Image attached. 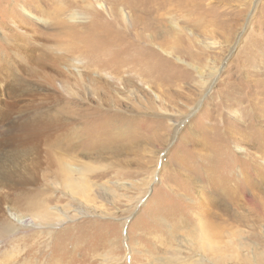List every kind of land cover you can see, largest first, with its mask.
Listing matches in <instances>:
<instances>
[{"label": "rangeland", "instance_id": "1", "mask_svg": "<svg viewBox=\"0 0 264 264\" xmlns=\"http://www.w3.org/2000/svg\"><path fill=\"white\" fill-rule=\"evenodd\" d=\"M71 1L0 0V129L14 113L48 111L67 124L72 163L92 168L82 175L88 193L77 195L39 176L50 222L19 210L0 182V264H156L176 251L190 264H215L173 227L194 228L198 213L216 205L214 221L240 232L226 252L236 259L225 264H264V248L247 234L252 224L236 218L246 209L235 215L224 194L242 198L264 185V0ZM58 2L75 18L62 16ZM113 6L126 29L147 37L145 29L156 30L154 43L126 44ZM90 26L107 41L94 37L101 56L92 70L74 39ZM166 27L189 41L168 44L178 36ZM14 135L0 133V165L30 174L25 162L36 155L9 148ZM45 161L38 164L47 176ZM256 229L264 241V228Z\"/></svg>", "mask_w": 264, "mask_h": 264}, {"label": "bare ground", "instance_id": "2", "mask_svg": "<svg viewBox=\"0 0 264 264\" xmlns=\"http://www.w3.org/2000/svg\"><path fill=\"white\" fill-rule=\"evenodd\" d=\"M58 3H59L58 7H60L59 11L61 12L62 16L70 17L72 19L75 18V14L71 13L69 8H66L60 2H58ZM89 3L91 4V2H89ZM121 3H120V0H118V1L116 0L114 5L115 6L120 5ZM60 5H62V6H60ZM56 6H57V4H56ZM115 6L111 7V10H112L111 15H112V19H114L111 21L112 22L115 21L114 22L115 25H116V23H118L120 25L121 28L119 29L120 30L119 33L122 35V39H123V41L126 42V44H129V45L135 47V46L139 45V43H141V44H142V42L146 43L145 42L146 39H147V44H150L151 42H153L152 38L154 37L153 35L155 34L156 30L153 33L152 30H149V29L144 30L143 29L145 32H150V31L152 32L147 37L146 35H144V33H142L140 30H136L134 27L132 29L129 26L128 27L129 29H126L125 28L126 25L118 20V17L120 16L118 14L119 9H116ZM54 9H55V7H54ZM88 10H90V8ZM59 11H57V12H59ZM134 19H133V21H134ZM61 21H62V24L68 26V24L65 23V21H63V20H61ZM133 21H131V23H133ZM55 23H57V25H58V22L55 21ZM157 25L160 26V24H157ZM96 26H90V28L88 29V31L86 33L87 34L86 36L85 35L80 36L79 34H77L74 37V39L77 42L81 43L80 47L77 49L80 50L82 55L87 56L89 58L88 68L90 70H92L91 69L92 64L94 63V61L96 59V55L101 56V54L99 53L100 51L99 52L97 51L96 46H95V48H94L95 50L93 52V45H94V41H95L94 37H100L99 39H102L101 41L105 40L104 36H101V33L99 31H97ZM166 28L167 29H164L165 33H167L169 35H172V34L175 35L177 33L178 38H175L173 40V43L168 42V44L169 43L174 44L173 47L178 45L179 43H182V42L186 43V41H189L185 32L182 29L177 31V30L169 28V27H166ZM73 29L70 30L71 33H74ZM76 41H75V43H76ZM168 44H167V46H168ZM91 47H92V50H91ZM97 47H98V45H97ZM97 52L100 55L96 54ZM98 59H99V57H98ZM95 66H97V65H95ZM79 78L82 79L81 74H80ZM50 109H51V107H50ZM30 113H32V115ZM30 113H29V116H26V117L24 116V114L20 115L19 113H14V115L11 117V120L9 121V122H11L10 125L6 126V124H5V126L3 127L5 129V131L3 129H0V133H6V134L8 133V135H11L14 133L20 134V136H17V135L12 136L11 137L12 139L10 141H6V143H7L8 147L11 149L16 148V147L25 149L26 150L24 153L25 156H28L29 153H33L36 155V157L34 158V160L32 161L31 164H28L27 162H25V164H27L29 166L31 172H30V174H28L25 171H20L18 169V167H16V166L3 168L0 165V182H1L2 189H5L7 184L8 185L10 184L9 185L11 188L10 191H13L12 193L8 192V194H10V196H11L10 200L13 201L14 205L16 207H18L19 210L20 209L22 211H31V210L36 211V210H38L39 213L36 214L34 216V218L40 219V220L45 221V222H50V221H53L54 218L50 212V206L48 205L49 200H48V198L45 197V195L47 194V191H49V190L48 189H44V190L41 189L42 187H46L48 185V183H46V182L41 183V182H43L46 179V177L50 176L54 180V182L55 181L61 182V184H63L65 189L69 188L71 190L72 194L77 195V194L88 193L89 186H88L87 177H84L82 175H84V173L89 174L92 171V168L86 167L82 171L81 168H78L75 166V162L72 163L73 159H75V158H73L74 157L73 154L76 153V149H75V147H73L74 145L72 146V142L69 139L70 137L65 133L67 130V124L62 123V122L59 125L55 124L54 119H50L48 117V115L52 116V113L50 115L49 112L45 111V110H43L41 112L40 110H38L36 108V109H33ZM43 114H45L46 117H44ZM6 127H8V128L6 129ZM1 140H3V139H1ZM44 156L46 158L45 163L47 164L48 169L50 168L48 173H47V176L45 174L41 175V172H43L44 164H38ZM67 159H69V160H67ZM246 164H248V163H246ZM239 166L237 168H239ZM51 168H53V169H51ZM8 169H10V170L7 171ZM39 176H40V179H42L41 182H40ZM260 181L264 183V176L260 178ZM212 182H214V181H212ZM14 184L17 187L14 188V186H15ZM213 184H215V183H213ZM220 184H222V183H220ZM253 187H250L251 191L249 193L247 192V194L242 198H238L239 195L235 192L236 190L235 191L234 190H228L227 192L225 191L224 194H225V199L228 201V204H229L228 206H230L229 208L235 210V212H236L235 215L240 214L238 212L237 207L239 209H242V211L244 209H246L247 213H245L243 211L245 214L241 215V216H236V218L238 220L244 219V221L246 220L247 223L252 224L251 230L248 231L247 234H249L250 239L256 240L259 242L258 247L262 246L264 248V241L260 240L261 239L260 236H256L257 234H259L256 228H259V229L264 228V193H263L264 185L260 189H255ZM80 188H82V191ZM222 190L223 189H221V191ZM3 194H4V192H3ZM221 194L223 195V193H221ZM210 205H211V203H210ZM218 208L219 207H217V205L214 206L210 212H206L205 216L200 215L201 213L200 214L198 213V217H197L198 220H196L197 223L195 224V226H193L194 228H192V226H191L192 229L189 228L186 230L185 227L188 226V224L186 225V224H182L183 222L182 223L180 222V223H175V225L173 227L175 230H173V231L174 232H185V233L187 232L189 242L194 246L196 245V247H200L201 249L202 248L205 249L210 254V258L212 259V262H214L215 264H225L227 262L228 258L233 259L235 257L234 255L231 256V254L227 256L226 252L229 251V249L233 250L234 243H237V241H238V239L236 238V233H238L239 231L231 232L228 230L229 228L226 230L224 227L222 229L221 226H222L223 222L221 223L220 222L221 220L218 222L214 221V219L219 220V218L216 217V214L213 213L212 211H214L215 209H218ZM16 212H18V211L16 210ZM202 212H204V211H202ZM233 213H234V211H233ZM14 219L20 224H24V225L26 224L28 226L34 225L32 222H30V221L26 222L24 219H21L19 217L14 218ZM186 223H187V221H186ZM158 226H159V224H158ZM169 227H171V229H172V226L168 225V228ZM155 231H159V228L155 227ZM151 236H153V235H151ZM241 243H238V244H241ZM154 248H155V246H154ZM257 250H259V248H257ZM179 255H180L179 251H176L175 255L168 256L165 259L164 263H162V262L161 263L162 264H190L191 263V261H188L189 258L187 260H185V259H182ZM257 257L259 258L260 261L264 262V254H258ZM234 259H236V258H234ZM201 260L203 261V259H201ZM159 262L160 261L156 260V264H158ZM161 263H159V264H161Z\"/></svg>", "mask_w": 264, "mask_h": 264}]
</instances>
